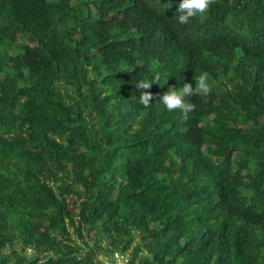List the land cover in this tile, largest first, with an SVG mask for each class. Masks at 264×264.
Returning <instances> with one entry per match:
<instances>
[{
    "label": "trees",
    "instance_id": "obj_1",
    "mask_svg": "<svg viewBox=\"0 0 264 264\" xmlns=\"http://www.w3.org/2000/svg\"><path fill=\"white\" fill-rule=\"evenodd\" d=\"M179 3L0 0V264H264V0Z\"/></svg>",
    "mask_w": 264,
    "mask_h": 264
},
{
    "label": "clouds",
    "instance_id": "obj_2",
    "mask_svg": "<svg viewBox=\"0 0 264 264\" xmlns=\"http://www.w3.org/2000/svg\"><path fill=\"white\" fill-rule=\"evenodd\" d=\"M215 3V0H180L177 12L180 15L177 17L178 22L187 24L190 20L198 15L205 14L210 6ZM159 76L152 80H140L136 83L137 90H148L153 83H159ZM212 91V87L208 82V74L201 73L195 78V87L191 83H184L183 86L177 89L175 86H170L167 91L160 95V101L168 111L180 110L184 116L190 111H193L195 105L190 102L191 97L195 95L208 96ZM154 99V94L151 91H141L139 101L145 107H149Z\"/></svg>",
    "mask_w": 264,
    "mask_h": 264
},
{
    "label": "built area",
    "instance_id": "obj_3",
    "mask_svg": "<svg viewBox=\"0 0 264 264\" xmlns=\"http://www.w3.org/2000/svg\"><path fill=\"white\" fill-rule=\"evenodd\" d=\"M28 251L32 252V249L29 248ZM101 259L103 264H126L128 256L123 252H115L112 255L102 256Z\"/></svg>",
    "mask_w": 264,
    "mask_h": 264
},
{
    "label": "rangeland",
    "instance_id": "obj_4",
    "mask_svg": "<svg viewBox=\"0 0 264 264\" xmlns=\"http://www.w3.org/2000/svg\"><path fill=\"white\" fill-rule=\"evenodd\" d=\"M100 257H102L101 255H99Z\"/></svg>",
    "mask_w": 264,
    "mask_h": 264
}]
</instances>
